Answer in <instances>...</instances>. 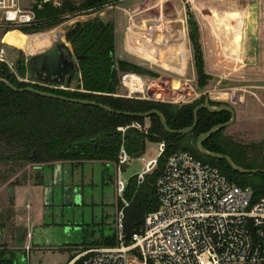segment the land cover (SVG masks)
Masks as SVG:
<instances>
[{
    "label": "rangeland",
    "instance_id": "rangeland-1",
    "mask_svg": "<svg viewBox=\"0 0 264 264\" xmlns=\"http://www.w3.org/2000/svg\"><path fill=\"white\" fill-rule=\"evenodd\" d=\"M111 1L114 2L113 8L103 7L98 12L68 13L56 26L44 30L25 33L20 28H13L6 32V29L0 27V49L4 48L6 51L5 61L0 63H6L18 79L24 81L29 70L27 58L30 54L48 50L56 40L65 39L66 32L73 25L93 20L97 14L107 22L114 23L115 58L133 61L160 74L159 77L141 75L145 79L146 87L143 92H134L133 96L178 105L197 100L203 104L206 98L215 104L213 107L231 105L236 111V118L225 129V135L243 144L264 143V0ZM130 15L133 17L131 22ZM190 17L198 23L201 31L203 29L205 40L215 41L221 46L228 45L227 49H232L233 43L236 47L241 42L237 34H232L234 28H239L243 37L245 33H253L255 23L258 28V35H253V38H258L256 69L242 76H212L203 88L198 85L194 60L190 56L181 71L171 69L168 61L177 59L178 42L169 36L168 29L172 22L183 19L186 39L189 41ZM144 21L149 27L147 29L153 32L155 25L160 23L161 34H148L144 30ZM183 27L178 26V35H181ZM14 35L30 36L29 47L16 44ZM140 38L144 40L145 49L134 53L130 42ZM244 43L239 44L240 48H243L241 46ZM21 61L26 65L25 76L18 74ZM125 74H117L116 94H129L130 89L123 83ZM79 87L80 91L84 90L81 88L80 74L71 84L73 90ZM214 95L217 96L213 97ZM145 124L150 126L149 118L145 119ZM190 140L192 144L196 143V138L192 137ZM159 143L145 137L143 156L138 159L132 157L121 178L129 181L131 177L144 171L148 161L158 159ZM103 164L100 161H86L78 169L76 164L70 162L60 164L69 173L73 169L78 171L80 180L72 176L69 183L82 180L85 185V204L80 211L82 216L75 217L67 208L58 209L60 200L57 204L54 202L56 205L51 210L46 211L44 188L47 185L54 186V181L60 180L53 172L58 164L49 167L27 161L6 162L0 159V250L13 252L10 254H14L18 264H67L73 256L86 248L96 246L90 245V242L100 239L102 232L105 235L115 232L116 211L120 209L115 190L116 176L113 166L109 165L104 172ZM27 193L32 195L30 205L25 203L16 207L17 200L24 201ZM46 213L48 228L47 231L41 229L39 235H36L37 245L32 241L33 231L35 227L44 225ZM75 220H81L86 225L74 226Z\"/></svg>",
    "mask_w": 264,
    "mask_h": 264
},
{
    "label": "trees",
    "instance_id": "trees-1",
    "mask_svg": "<svg viewBox=\"0 0 264 264\" xmlns=\"http://www.w3.org/2000/svg\"><path fill=\"white\" fill-rule=\"evenodd\" d=\"M110 1L78 0L76 3L68 2L62 7L46 4L42 8H36L37 24L21 27L20 30L26 33L48 29L56 26L68 13L88 12ZM188 24L198 85L203 88L208 84L211 76L205 72L200 28L191 17ZM68 40L72 43L76 54L85 56L80 64L83 91L54 89L20 81L4 62L0 63V78L8 80L17 88L31 86L71 98L93 100L114 110L136 113L160 110L171 129H183L193 124L194 110L202 104L198 100L178 105L115 95L118 79L117 73L113 72L111 67V57L115 53L114 23L108 22L104 25L93 20L78 22L77 27L68 35ZM25 73L26 65L21 61L18 65V74L25 76ZM230 119L231 113L228 111L212 112L203 108L199 111L197 126L188 134L167 132L157 115H151L149 118L148 134L137 130L127 132L125 145L132 155L140 147L139 140L134 136L143 141L145 137L158 142L165 141L167 145L165 153L158 158L157 168L146 174L142 183H139L138 175L128 181L124 193L125 199L129 201V206L125 208L124 219L128 240L141 228L145 216L157 209L155 183L167 156L176 150H188L195 157L218 167L233 183L243 188L251 187L255 202L264 198V172L242 173L235 170L226 160L205 154L198 148V139L203 134ZM133 121L145 123V118L120 115L98 106L72 103L30 91L18 92L0 82V159L6 162L27 161L50 167L64 162L82 165L86 161H101L107 166H113L118 160L123 143L122 133L117 128ZM226 128H220L206 136L203 139L204 149L212 153L228 155L242 168L264 169V143L248 145L237 142L225 135ZM190 137L196 138L195 144L191 143ZM251 153H254V156H251ZM119 205L120 208L123 206L120 199ZM116 243L115 232L109 235L102 232L100 239L90 242V245L106 246ZM10 253L13 252L7 249L0 250V264H15L12 259L14 254ZM74 258L75 256L67 264Z\"/></svg>",
    "mask_w": 264,
    "mask_h": 264
},
{
    "label": "built area",
    "instance_id": "built-area-1",
    "mask_svg": "<svg viewBox=\"0 0 264 264\" xmlns=\"http://www.w3.org/2000/svg\"><path fill=\"white\" fill-rule=\"evenodd\" d=\"M77 1L0 0V27L6 32L31 27L37 24L36 8L46 4L62 7ZM103 7L113 8L114 2L88 12H98ZM132 20L130 15L129 21ZM5 55V49H0V61H5ZM126 76L127 73L123 83ZM133 93L129 90L128 95H115L139 99ZM149 127L133 121L117 128L123 136L118 160L113 164L116 194L123 202L116 211L117 243L86 248L69 264H264V198L255 202L251 187L233 183L218 167L188 150H176L167 156L155 183L158 207L145 216L141 228L127 239L124 219L129 201L124 193L128 181L121 175L130 164L132 154L125 145V136L129 130L148 134ZM166 148V142L161 141L159 157ZM157 166L158 159L148 161L138 175L139 183Z\"/></svg>",
    "mask_w": 264,
    "mask_h": 264
},
{
    "label": "water",
    "instance_id": "water-1",
    "mask_svg": "<svg viewBox=\"0 0 264 264\" xmlns=\"http://www.w3.org/2000/svg\"><path fill=\"white\" fill-rule=\"evenodd\" d=\"M102 19H104L102 17ZM77 25V24H76ZM85 56L83 54L76 56L75 53L71 50V46L63 39H58L55 42H53L51 48L48 50H45L43 52L30 54L27 58V66L29 69L28 78L30 81L34 83H41L45 85H51V86H67L70 85L72 82V78L74 73L78 70V64L79 62L84 58ZM113 69L118 67V70L124 73H137L140 75H147L152 77H159L160 74L158 72H155L154 70L143 66L141 64L135 63L130 60L121 59L119 58L117 61L115 60V55L113 54ZM0 82L5 83L10 88H12L15 91L18 92H24V91H30L34 92L36 94L46 96V97H52L61 99L64 101H69L72 103H81V104H87V105H93L98 106L100 108H103L109 112H116L120 115H125L129 117H142V118H150L151 115H157L159 116L165 130L172 134H188L194 130V128L198 124V114L199 111L203 108H207L212 112H219V111H228L231 113V119L228 122H225L221 124L220 126L213 127L208 133L203 134L198 139V148L201 152L211 155L216 158H220L223 160H226L235 170H238L242 173H259L264 172V170L259 169H246L242 168L238 165H236L232 158L228 155L223 154H216L209 152L204 149L203 147V139L208 136L210 133L220 129V128H226L229 125H231L235 118H236V111L235 109L230 105H223L220 107H213L210 104L209 99H205V102L203 104L198 105L194 110V122L191 126L183 129H171L167 123V120L165 119L163 113L160 110H151L143 113H136V112H129V111H120V110H114L111 107L104 105L102 103L93 101V100H85L80 98H71L59 94H54L51 92L43 91L36 89L34 87H24V88H17L15 87L11 82L4 78H0ZM217 95H214L215 97ZM134 138L139 140V150L132 155L134 159L141 158L144 154V141L140 140L137 136H134ZM55 177L57 176V169H59L61 166L58 164L55 166ZM68 178L70 176H66V178L55 180L54 186L53 185H47L44 188V198H45V204L47 205L46 211L51 210V207L57 204V201H61L58 209L62 208L65 210V208L69 209L73 216L81 217V209L83 208V205L85 204V185L80 182H75L74 185L72 183H68ZM70 182V181H69ZM56 202V204L54 203ZM61 209V210H62ZM73 210V211H72ZM57 211L56 209L54 210ZM45 223L43 226L35 227L33 231V243L38 245V241H36V235H39V232L41 229H44L47 231L49 222L47 221V213L45 215ZM59 223V222H58ZM88 224V223H87ZM70 225V224H69ZM86 225L85 222L79 220H75L74 226H82ZM251 228L253 229L252 223H250ZM24 258V257H23ZM25 258L23 259V261Z\"/></svg>",
    "mask_w": 264,
    "mask_h": 264
},
{
    "label": "crops",
    "instance_id": "crops-1",
    "mask_svg": "<svg viewBox=\"0 0 264 264\" xmlns=\"http://www.w3.org/2000/svg\"><path fill=\"white\" fill-rule=\"evenodd\" d=\"M146 24L144 21V25H145L144 30H146L148 34L156 35L157 33H160V28L162 26L160 23L159 24L157 23L155 25L154 32L147 29L148 26H146ZM171 24L172 26L169 27L168 34L173 40L178 42V57H176L177 59H170L168 63L171 69L179 72L186 65L189 56L192 58V60H194V50H193V45L190 40V37H189V41H187L186 39V28H185L184 20L181 19L178 21H174ZM179 25L184 26L182 28L183 30H182L181 35H178ZM253 28H254L253 33H251L250 35L245 33V36L243 37H242L243 32L239 28L233 29L232 34L233 35L234 33L237 34V37H239L241 41L237 44L236 47L239 49L240 45L245 42L244 45L241 46L243 48H240V50H238L235 47L234 43H233L232 49L230 48L227 49L228 45L221 46L220 44H217L215 41L209 42L208 40H205L204 38L203 29L202 31L200 30L201 32L200 41H201L202 49H203L206 74H208L211 77L212 76H242V75H247L249 71H254V69H256V65L258 61V50H257L258 41L256 40L258 38H253L254 34L255 36L258 35V28L257 26L255 27V23H254ZM243 39L244 41L242 42ZM143 41L144 40L140 38L137 40H132L130 42L131 49L134 51V53H140L144 51L145 46L143 45ZM232 51H234V54H231ZM194 68L197 73L195 63H194ZM126 85L129 86L132 90L141 91L144 85H146V83H145L144 77H142L141 75L137 73L130 72V73H127ZM217 107H220V106H217ZM79 166L80 165H77L76 169L80 168ZM104 169H105L104 172L107 171L108 166L105 165ZM57 171L58 172L56 174L57 175L56 177L58 179H63V178H66V176L68 177L70 176V178H68V183H69V179H71L72 176L75 179L80 180V177H78L77 170H74V169L70 170V173H69L67 169L60 167L59 169H57ZM31 199H32V195L27 193L25 195L24 201L19 200V199L17 200L16 207H20L24 205L25 203H27L29 206L31 203L30 202ZM29 209H31V206Z\"/></svg>",
    "mask_w": 264,
    "mask_h": 264
},
{
    "label": "flooded vegetation",
    "instance_id": "flooded-vegetation-1",
    "mask_svg": "<svg viewBox=\"0 0 264 264\" xmlns=\"http://www.w3.org/2000/svg\"><path fill=\"white\" fill-rule=\"evenodd\" d=\"M87 21H89V20H87ZM93 21H97V22H99V23H101V24H104V25H107L108 24V22L105 20V19H102V17H98L97 15L95 16V19H93ZM77 27V25L75 24V25H73L71 28H70V30L68 31V32H66V34H65V39H63V40H65L68 44H71L70 46H71V50L75 53V51H74V49H73V46H72V43L68 40V35L71 33V31L72 30H74L75 28ZM75 55L76 56H78V55H81V54H76L75 53ZM113 56V55H112ZM119 58H115V60L117 61ZM80 64H81V61L79 62V64H78V70L74 73V75H73V78H72V82H73V80L80 74L81 75V71H80ZM111 67H112V71L113 72H115V73H120L121 71H119L118 70V67H116L115 69H113V57H111ZM28 74H29V70H28ZM28 80H29V78H27ZM30 81V80H29ZM31 83H33V84H37V85H40V86H44L45 84H41V83H34V82H32V81H30ZM72 82H71V84H72ZM71 84L70 85H67L66 87H68V88H70L69 90H71V91H80V89H76V90H73V89H71ZM54 86V85H53ZM31 87V86H30ZM44 87H46V86H44ZM8 258L10 259V255H8ZM12 259L14 260V263L15 264H18V260L17 259H14L13 257H12ZM21 259L23 260L24 258L23 257H21Z\"/></svg>",
    "mask_w": 264,
    "mask_h": 264
},
{
    "label": "bare ground",
    "instance_id": "bare-ground-1",
    "mask_svg": "<svg viewBox=\"0 0 264 264\" xmlns=\"http://www.w3.org/2000/svg\"><path fill=\"white\" fill-rule=\"evenodd\" d=\"M30 39H31L30 36L24 37V36H21V35H14V42L16 44L20 45V46L25 47V48H28L29 47ZM126 79H127V76L124 78V84H125V86H127L126 85ZM127 87L130 89L131 92H143L144 91V88L146 87V85H144V87H143V89L141 91L140 90H132L129 86H127Z\"/></svg>",
    "mask_w": 264,
    "mask_h": 264
}]
</instances>
